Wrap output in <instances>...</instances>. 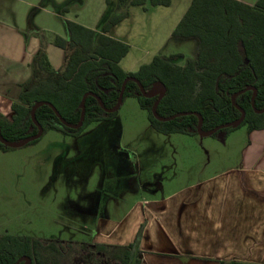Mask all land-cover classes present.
<instances>
[{
    "label": "trees",
    "instance_id": "obj_1",
    "mask_svg": "<svg viewBox=\"0 0 264 264\" xmlns=\"http://www.w3.org/2000/svg\"><path fill=\"white\" fill-rule=\"evenodd\" d=\"M106 1L107 11L96 30L64 20L67 37L54 39V44L63 49L66 56L60 70H55L49 61L44 32L34 29L41 47L32 64V77L13 103L12 118L0 113V129L5 140L22 142L38 134L32 118L38 103L52 104L66 122L78 124L87 93L92 95L86 99L85 120L79 129L66 127L50 105L38 107L35 116L44 134L57 131L78 137L93 123L115 120L118 111L107 112L100 101L109 110L115 108L129 77L136 78L147 93L157 86L165 88L166 93L156 109L160 118L191 113L168 121L159 120L153 112L158 97L144 96L139 84L129 81L123 101L136 98L140 107L148 112L151 126L160 134L195 136L200 117L201 129L209 132L237 121L242 111L245 118L241 124L222 129L214 136L223 134L226 138L243 126L249 132L264 129V0L254 5L239 0H193L173 38L197 40V58L181 67L157 56L135 73L126 72L120 65L130 47L108 33L127 18L131 7H144L148 2L152 6H169L171 0ZM13 149L0 142V150ZM135 248L136 244H132L109 252L101 246L99 252L111 253L117 264H141ZM69 256L67 247L55 241L0 235V264H67ZM25 258H29V262Z\"/></svg>",
    "mask_w": 264,
    "mask_h": 264
},
{
    "label": "rangeland",
    "instance_id": "obj_2",
    "mask_svg": "<svg viewBox=\"0 0 264 264\" xmlns=\"http://www.w3.org/2000/svg\"><path fill=\"white\" fill-rule=\"evenodd\" d=\"M192 1L171 0L169 6L148 2L144 7H131L123 23L111 31L130 47L121 67L135 73L157 56L174 54H184L176 64L185 65L194 56L193 42L171 39ZM239 1L252 5L258 0ZM21 7L27 16V32L42 30L46 41H51L59 34L67 37L64 20L96 30L107 11V1L40 0L36 7ZM246 131L243 126L226 138L222 136L221 141L199 135H162L152 128L148 112L138 100L126 98L115 120L93 123L78 137L48 131L34 145L0 150V235L78 242L67 248V264H104L98 250L91 253L90 260L86 250L94 240L96 218L107 213L104 207L119 204L121 211L109 212L119 219L135 201L136 195L130 193L137 187L135 154L144 160L154 151L165 157L178 148L191 159L183 177L200 178L235 164ZM173 137L184 140L169 144ZM115 193H120L121 204ZM100 199L103 206H99Z\"/></svg>",
    "mask_w": 264,
    "mask_h": 264
},
{
    "label": "crops",
    "instance_id": "obj_3",
    "mask_svg": "<svg viewBox=\"0 0 264 264\" xmlns=\"http://www.w3.org/2000/svg\"><path fill=\"white\" fill-rule=\"evenodd\" d=\"M39 2L0 0V113L9 119L13 115V103L32 77V64L41 47L36 33L27 32V16L20 5L36 7ZM63 6H60L62 12ZM111 31L108 33L111 38L126 43L112 36ZM171 40L193 42L195 51L190 59L198 56L197 40ZM46 52L55 70L63 68L65 51L54 44V39L47 40ZM176 135L184 136H166ZM202 137L221 141L222 136ZM242 138L240 155L233 166L200 178L199 175L183 177L185 165L191 164V159L178 148L172 151L173 155L165 154V157L154 151L144 160L135 154L137 187L130 191L136 195L135 201L119 219L109 213L121 211L119 204L104 207L107 213L95 220L94 240L89 243L86 258L90 260L91 253L99 251L101 246L111 252L136 244L135 252L141 264H264V129L246 131ZM170 140L169 144L184 139ZM116 199L120 203V193ZM99 202L103 206V199ZM109 252H98L101 261L117 264Z\"/></svg>",
    "mask_w": 264,
    "mask_h": 264
},
{
    "label": "water",
    "instance_id": "obj_4",
    "mask_svg": "<svg viewBox=\"0 0 264 264\" xmlns=\"http://www.w3.org/2000/svg\"><path fill=\"white\" fill-rule=\"evenodd\" d=\"M129 81H135V82H137V83L139 84L140 88H141V91H142L146 96L153 97V96L156 94V93H153V94H152V93H151V94H147V93L145 92L143 86L140 84V82H139L137 79H135V78H127V79L125 80L124 84H123V88H122V91H121V93H120V97H119L118 104H117V106H116L114 109L109 110V109L105 108V106H104V104L102 103V101H100V104L102 105V107H103L107 112H114V111H117V110L120 108L121 104L123 103V99H124L125 87H126V84H127ZM251 89H253V90L255 91V93L257 92L256 89H254V88H251ZM164 94H165V88L163 87V88H162V92L160 93V98H159V100L157 101V103L155 104L154 109H153V112H154V115H155L156 118H158L159 120H162V121H168V120H172L173 118L178 117V116H185V115L191 114V113H180V114L176 115L175 117H171V118H168V119L160 118V117L158 116L157 112H156V109H157V106H158V104H159L160 99L164 96ZM89 95H92V93H87V94L84 96V98H83V101H82V108H83V110H82V116H81V120H80V122H79L78 124L73 125V124H70V123L66 122L65 119L59 114V112L57 111V109H56L52 104H50V103H38V104L35 106V108H34V110H33V112H32V118H33V121H34V123L37 125V127L39 128V132H38V134L35 135V136H33V137H31V138H29V139H26V140H24V141H22V142H9V141H7V140H5V139L3 138L2 134H1V129H0V142H1L2 144H4V145L10 147V148H14V149H16V148L24 147V146H26L28 143H30V142H32V141H35V140H38L39 138H41V136L43 135L44 129H43V127L38 123V121L36 120L35 110H36L38 107H40V106H42V105H44V104H48V105H50V106L53 108V110H54L55 113L57 114V116H58V118L60 119V121H61L66 127H69V128H72V129H79V128H81V127L83 126V123H84V120H85L86 99H87V97H88ZM244 117H245V112H243V117H242L240 120L235 121V122H232V123L225 124V125L219 127L218 129H224V128L235 127V126L239 125V124L244 120ZM200 120H201V117H200ZM201 121H202V120H201ZM199 134H200V135H205V133L201 130V125L199 126ZM210 134H211V133H210ZM25 260H26L27 262H29V258H25Z\"/></svg>",
    "mask_w": 264,
    "mask_h": 264
},
{
    "label": "flooded vegetation",
    "instance_id": "obj_5",
    "mask_svg": "<svg viewBox=\"0 0 264 264\" xmlns=\"http://www.w3.org/2000/svg\"><path fill=\"white\" fill-rule=\"evenodd\" d=\"M199 52V51H198ZM162 58H164V57H162ZM178 58H184V56H181V55H173V56H171V57H169V58H167V57H165L164 59H167L168 61H170V62H172V63H174V64H176V60L178 59ZM197 58V57H196ZM196 58H194V59H196ZM194 59H189L187 62H186V64L185 65H183V66H181V67H185V66H187V64L189 63V61H191V60H194ZM176 65H178V64H176ZM178 66H180V65H178ZM134 73V72H133ZM130 78V77H129ZM136 79V78H135ZM140 90H141V88H140ZM146 92V91H145ZM162 92V87H159V86H157V87H155V89L153 90V92H149V93H147V94H153V93H156L153 97H155V96H157L158 97V100H159V98H160V93ZM141 93L144 95V96H146L142 91H141ZM165 93H166V90H165ZM165 95V94H164ZM149 97V96H148ZM234 100H235V98H234ZM121 106H122V104H121ZM121 106H120V108H121ZM119 108V109H120ZM114 109V108H113ZM119 109L117 110V111H119ZM154 109V108H153ZM242 111V110H241ZM243 112L244 111H242V117H243ZM241 117V118H242ZM240 118V119H241ZM245 118V117H244ZM240 119H238V120H240ZM237 120V121H238ZM235 122V121H234ZM232 123V122H231ZM242 123V122H241ZM240 123V124H241ZM201 125V120H200V124H199V126ZM225 125V124H224ZM223 126V125H222ZM219 127H221V126H219ZM219 127H217L216 129H214V130H212V131H209V132H204L202 129V131L205 133V135H209V136H212V137H218V136H224L223 134H219V135H217V136H214V134L215 133H217V132H219L220 130H222V129H218ZM231 128V127H230ZM39 129V128H38ZM225 129V128H224ZM211 133V134H210ZM43 134H44V132H43ZM197 135H200L199 134V128H198V134ZM205 135H201V136H205ZM43 136V135H42ZM41 136V137H42ZM196 136V135H195ZM40 139V138H39ZM34 239V238H33ZM55 242H57V241H55ZM61 244H63V245H65L67 248H69V245H72V244H69V243H61ZM85 250V249H84ZM68 251V250H67Z\"/></svg>",
    "mask_w": 264,
    "mask_h": 264
}]
</instances>
